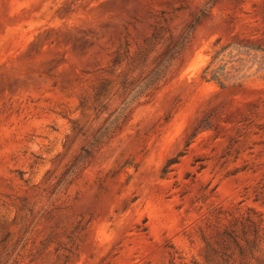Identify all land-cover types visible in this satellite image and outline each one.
<instances>
[{
  "label": "rangeland",
  "instance_id": "374dc122",
  "mask_svg": "<svg viewBox=\"0 0 264 264\" xmlns=\"http://www.w3.org/2000/svg\"><path fill=\"white\" fill-rule=\"evenodd\" d=\"M259 48L264 0H0V264H264Z\"/></svg>",
  "mask_w": 264,
  "mask_h": 264
},
{
  "label": "trees",
  "instance_id": "16d2710c",
  "mask_svg": "<svg viewBox=\"0 0 264 264\" xmlns=\"http://www.w3.org/2000/svg\"><path fill=\"white\" fill-rule=\"evenodd\" d=\"M262 52H264V49L259 48ZM215 57H213V60ZM222 67L216 66V64H213V61L210 62L207 66H205L200 74V79L205 82H215L222 86Z\"/></svg>",
  "mask_w": 264,
  "mask_h": 264
}]
</instances>
